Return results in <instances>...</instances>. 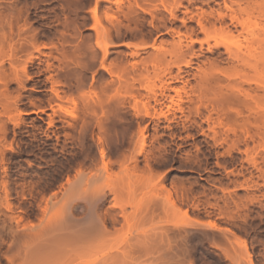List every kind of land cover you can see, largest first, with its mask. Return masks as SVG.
<instances>
[{
    "label": "rangeland",
    "instance_id": "1",
    "mask_svg": "<svg viewBox=\"0 0 264 264\" xmlns=\"http://www.w3.org/2000/svg\"><path fill=\"white\" fill-rule=\"evenodd\" d=\"M39 241L49 264H264V0H0V264Z\"/></svg>",
    "mask_w": 264,
    "mask_h": 264
},
{
    "label": "bare ground",
    "instance_id": "2",
    "mask_svg": "<svg viewBox=\"0 0 264 264\" xmlns=\"http://www.w3.org/2000/svg\"><path fill=\"white\" fill-rule=\"evenodd\" d=\"M236 2H238V1H236ZM238 3H241V1L240 2H238ZM247 7V6H246ZM245 14H248L249 15V13H250V15H251V12L249 11L248 12V10H251V8H242L241 9ZM241 10L239 11V13L241 12ZM247 12V13H246ZM242 14V13H241ZM225 15H221V17H224ZM240 16V15H239ZM239 16L237 15V13L235 14H231V20H232V22H234V21H236L238 24H240L243 28L246 26V21H247V19L246 18H244V19H240L239 18ZM237 24V25H238ZM244 30V29H243ZM239 32V31H238ZM243 32V31H242ZM240 34H241V32H239ZM261 41V40H260ZM253 51H251V50H249V55H253L254 56V53H252ZM235 58L236 59H238V60H240V61H242L243 62V64H247V65H252V64H250V62L248 61V60H246L247 59V53L245 52V51H243V50H239L236 54H235ZM189 62V61H188ZM187 63V62H186ZM206 79L208 78V77H205ZM235 88V86L234 85H232V89H234ZM236 89V92L235 91H233V92H231V93H227V94H225L226 95V99L228 100H230V101H234V100H236V101H239V102H246L247 101V98L249 97V93H248V90L247 89H244V88H242V87H240V88H235ZM174 90H176V91H179V88H177V87H175L174 88ZM154 96H156V94L154 95ZM225 97V96H224ZM252 97V96H251ZM253 99H254V96L252 97ZM236 112V115L238 116V115H240V111H235ZM139 113H140V115H142L141 113H143L144 115L143 116H150V117H155L153 114H151V112L148 110V108H145V110L144 111H139ZM137 115H138V112H137ZM207 120L208 121H210V120H212V117H211V114L208 116V118H207ZM217 126H225L224 125V122L222 121V119H221V117H218L217 118V121H214V125L213 126H210V129H212V130H214L215 131V127H217ZM143 130V129H142ZM234 131L235 132V130L234 129H232V128H226L225 129V132H227V131ZM202 133H205V131L202 129ZM253 137V136H252ZM146 135L144 134V132L142 133V140H141V146H140V150L141 151H143L144 150V148H145V145H146ZM102 150V149H101ZM100 150V151H101ZM140 152V151H139ZM101 153H102V157L103 158H105V156H107V155H105V151H101ZM107 158V157H106ZM109 163H111V161L110 160H105V159H103V165H104V168H105V170H109ZM136 165V164H135ZM128 166V165H127ZM136 167H137V165H136ZM131 168V167H130ZM148 168H149V164H148ZM124 169V168H123ZM128 169V168H127ZM150 169H151V167H150ZM149 169V171H151ZM131 170V172H134V170L133 169H130ZM135 170H137L138 171V169H135ZM136 171V172H137ZM130 172V171H129ZM108 173V172H107ZM138 173V172H137ZM130 175H131V173H130ZM135 175V174H134ZM134 175H132L133 176V178H135V176H137V174L134 176ZM131 176V177H132ZM122 177V176H121ZM162 180V179H161ZM164 185V184H163ZM162 184H161V186H162V188L161 189H163L164 188V186H163ZM117 187V186H116ZM119 187H117V189H118ZM120 189V188H119ZM118 189V190H119ZM165 189H166V187H165ZM118 190L116 191L117 192V195H118ZM167 190V189H166ZM114 191H115V189H114ZM120 191V190H119ZM163 192H165V190L163 189L162 190ZM115 192V193H116ZM120 193V192H119ZM167 193H168V190H167ZM167 193H165L166 194V196L167 197H169V199H170V196H169V194H171L170 192H169V194H167ZM121 195V194H120ZM103 197H104V194H103ZM121 197V196H120ZM172 198V197H171ZM168 199V198H167ZM166 199V200H167ZM173 199V198H172ZM150 202V201H149ZM147 203V204H149V205H151L152 203ZM154 202V201H153ZM170 202V201H169ZM118 203H120V202H118ZM117 204V203H116ZM123 204H124V202L123 203H120V204H117L118 205V207H121L122 209H123ZM144 204V203H143ZM142 204V205H143ZM146 204V205H147ZM165 204V203H164ZM170 204V203H169ZM173 204H175V203H173ZM119 205H122V206H119ZM141 205V208H144L145 207V211H148V213H152V212H150L147 208H149V205H147L148 207H146L145 205H144V207ZM93 206V205H92ZM136 206V205H135ZM96 207V206H95ZM95 207L93 208V209H95ZM125 207V206H124ZM138 207V206H137ZM153 209L155 208L154 206H151ZM163 207V206H162ZM90 209V210H93V209ZM163 208H165V205H164V207ZM69 209V208H68ZM124 209H126V208H124ZM60 210H62V209H60ZM138 210V209H137ZM125 213H126V211L125 210H123ZM62 212V211H61ZM96 213H97V211H96ZM125 213H123L122 215H124L125 217V219H126V214ZM100 214V213H99ZM128 215V214H127ZM51 217H49V219L50 218H52V216L53 215H50ZM96 217H97V215H96ZM99 217V216H98ZM103 217V216H102ZM116 217V216H115ZM129 217V216H128ZM113 218H114V216H113ZM128 219V218H127ZM92 220H94V219H92ZM90 221V222H86L87 224L86 225H84L81 229H79L80 231H82V233L84 232V231H88L89 232V230L90 229H92V227H93V230H94V226H97L96 228L98 229V228H101V229H104L103 227H105L106 228V226H105V220H104V218L102 219L101 217L100 218H98V220H96V221ZM117 220V219H116ZM89 221V220H88ZM62 224H66V222H62ZM61 225V224H60ZM27 226V225H26ZM64 227V226H63ZM78 227H80V226H78ZM62 228V227H61ZM77 228V227H76ZM63 229H64V231H63ZM101 229H99V230H101ZM58 230H60V229H58ZM77 230H78V228H77ZM106 230V229H105ZM38 231V230H37ZM36 231V232H37ZM63 231V232H62ZM62 231H60L61 233V235L62 234H64V232L65 231H67L66 230V228L64 227V228H62ZM27 233V232H26ZM34 233V234H33ZM32 234H30V232H29V234L30 235H35V238H36V236L38 237V236H42L43 237V234L41 233V232H37V233H35V232H33ZM66 233H69V231H67V232H65V234ZM81 233V234H82ZM42 234V235H41ZM55 234V233H54ZM60 234H57V235H60ZM64 234V235H65ZM80 232H76V233H73L72 231H71V234H68V237H64L63 238V236H62V239L60 240V238H58V240H60V241H57V244H56V241L55 240H57V239H55L54 241H52V242H48L47 243V241H46V243L47 244H49L50 246H52V250L53 251H55L56 249L55 248H57V247H59V246H61V248L59 247V248H57L58 250L57 251H60L59 249H63V247L64 248H66L64 245H66L67 243L68 244H72V243H75L76 242V240L78 241L80 238H82L83 236H84V234L80 237ZM24 235V234H23ZM29 235V236H30ZM56 235V236H57ZM51 236V235H50ZM49 235H47V237H50ZM55 236V237H56ZM33 236H31V238H32ZM45 237V236H44ZM52 237H54V236H52ZM21 238V237H20ZM25 238V237H24ZM27 239H28V237H26ZM51 238V237H50ZM38 239V238H37ZM44 239H47V238H44ZM65 239H67V241L65 240ZM24 240V239H23ZM63 240H65V241H63ZM81 240V239H80ZM26 242V241H25ZM28 242V241H27ZM41 241H39V244H42L41 246L40 245H37L38 246V248H36V250H41V249H43V247L45 246V245H43V241H42V243H40ZM45 242V241H44ZM55 242V243H54ZM70 242V243H69ZM45 243V244H46ZM51 243H52V245H51ZM59 243H61V244H59ZM66 243V244H65ZM22 244V243H21ZM29 244V243H28ZM38 244V243H37ZM54 244V245H53ZM59 244V245H58ZM30 245V244H29ZM28 245V246H29ZM36 246V245H35ZM39 246H40V248H39ZM43 246V247H42ZM46 246H48V245H46ZM46 246H45V248H46ZM50 246H48V248H50ZM53 246H55V248L53 247ZM17 247V246H16ZM25 248V247H24ZM27 248H29V247H27ZM48 248H46V250H48L47 252H45L46 250H43L44 252H45V255H44V252H42V251H38L39 252V254H38V252L36 251V253H34V254H36V255H40V253H42V255H43V261L42 260H40V259H42V255L41 256H37L36 258H40V259H36L34 256L35 255H31V257H33L34 259H36L37 261H33L34 259H30V257H28V259H29V261L31 260V263H32V261H33V263H36L37 262V264H40L39 262H38V260L41 262L42 261V263L43 264H49V263H45L44 261L47 259V256L48 255H50V256H52V255H54V253H53V251L52 250H50V249H48ZM19 249V248H18ZM17 249V250H18ZM33 249H31L30 251H32ZM26 252H29L27 249H26ZM32 252H34V251H32ZM49 252V253H48ZM53 254H52V253ZM17 253V252H16ZM20 253V252H19ZM30 253V252H29ZM48 253V255H46ZM52 254V255H51ZM67 254V253H66ZM20 255V254H19ZM19 255H16V256H18L19 257ZM65 255V254H64ZM68 255V254H67ZM66 255V256H67ZM70 255V254H69ZM72 255V254H71ZM71 255L68 257H66L67 259L68 258H70L71 257ZM21 256V255H20ZM46 256V259L44 258ZM49 256V257H50ZM73 256V255H72ZM111 256V255H110ZM109 255L108 256H105V258H103V260L104 259H107V257H110ZM114 256V255H113ZM110 258H112V256L110 257ZM114 258V257H113ZM112 258V259H113ZM27 259V258H26ZM25 259V260H26ZM27 259V260H28ZM24 260V258H22V261ZM11 261V260H10ZM106 263H108V261H111V259H108L107 261L106 260H104ZM28 262V261H27ZM27 262L26 261H24V264H27ZM46 262H47V260H46ZM104 262V263H105ZM14 263V262H13ZM32 263V264H33ZM22 264V263H21ZM28 264H30V262H28Z\"/></svg>",
    "mask_w": 264,
    "mask_h": 264
}]
</instances>
